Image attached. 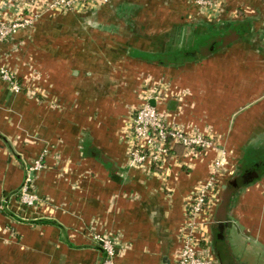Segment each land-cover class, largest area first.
I'll return each instance as SVG.
<instances>
[{
  "label": "crops",
  "instance_id": "0c3cea01",
  "mask_svg": "<svg viewBox=\"0 0 264 264\" xmlns=\"http://www.w3.org/2000/svg\"><path fill=\"white\" fill-rule=\"evenodd\" d=\"M145 1L43 13L0 43V68L17 73L27 89L14 92L0 78V264H101L106 254L93 238L97 233L117 239L114 264H173L188 196L208 180L212 162L225 152L224 186L244 160L258 156L264 140V0H224L206 17L189 0H170L174 24L183 26L190 17L186 26L198 30L190 48L174 54L132 44L138 36L119 24L122 17L107 16L153 0ZM237 24L247 29L242 37L217 50H210L209 40L203 43L212 31ZM156 84L168 95L154 104L167 121L213 136L219 149L191 157L178 148L162 172L130 164L131 117ZM42 154L35 185L45 202L25 207L19 191L26 167ZM230 191L215 210L234 196L227 219L215 218L229 222L225 240L233 263L246 264L230 248L240 242L264 251V178ZM3 206L24 221L4 214ZM38 218L53 224L28 222Z\"/></svg>",
  "mask_w": 264,
  "mask_h": 264
},
{
  "label": "built area",
  "instance_id": "2783aa9c",
  "mask_svg": "<svg viewBox=\"0 0 264 264\" xmlns=\"http://www.w3.org/2000/svg\"><path fill=\"white\" fill-rule=\"evenodd\" d=\"M114 0H0V43L8 41L22 29L32 27L43 13L87 12L109 4ZM224 0H192L202 13H212L222 8ZM0 78L9 84L14 92H23V84L15 74L0 68ZM150 86V85H149ZM153 88L150 99L162 102L168 98L159 85ZM144 101L135 108L128 129L127 143L130 164L152 165L155 172H162L174 153L176 145L183 146L185 154L199 157L206 150L219 149L213 136L199 131H186L170 123L157 105ZM225 152L212 162L207 181L195 186L188 196L186 221L181 228L179 248L174 254L173 264H220L214 251L212 226L215 210L221 201L223 185L219 178L224 166ZM44 154L26 167L25 180L19 191V200L28 207L39 208L45 201L37 193L35 174L44 167ZM93 238L106 252L101 264H114L117 254V239L110 234H93Z\"/></svg>",
  "mask_w": 264,
  "mask_h": 264
},
{
  "label": "rangeland",
  "instance_id": "374dc122",
  "mask_svg": "<svg viewBox=\"0 0 264 264\" xmlns=\"http://www.w3.org/2000/svg\"><path fill=\"white\" fill-rule=\"evenodd\" d=\"M136 1L137 0H130L132 4H135ZM138 1L144 2L145 0H138ZM189 1L193 3L192 0ZM149 3H150L149 7L147 6L145 7L144 4H141L142 6L140 8H139L140 5H138L137 7L138 9L133 8V11L128 7V9L126 8L124 10L123 14L117 13L118 11L115 12L114 10H111L107 14V16L108 15L115 16L116 21L118 18L122 17V19L119 21V24H121V22L126 23V25H128V27L133 30L132 31L133 35L138 36L137 38L136 37L134 38L135 39L134 41L130 40V42L132 44L134 43V45H136L135 43L137 42L138 46L143 47L144 45H147L157 51H169L170 54H174L176 52H180V50H187L188 48H190L189 45L192 43V39L190 38L193 37L195 34H198V30L196 31L194 27L188 28V26H186L188 24H192L191 23L193 22L192 19L189 17V19L186 21L187 23H185L183 26H179L178 24H174L175 22L174 20H176L174 16L176 10L173 9L174 3L170 2V0H153L150 1ZM204 17H206L205 14ZM124 26L125 25H123L122 27L124 28ZM113 28H114L113 25L109 26V29L112 31ZM140 37H142L143 39L140 40ZM173 57L175 58L177 57V55L176 54L171 55V58ZM28 68L29 69H27V71L29 70L28 72L30 73L27 75V78L28 77L29 78L26 80L31 82L32 84L34 80V74H33V70H31L32 68L30 64ZM14 74L17 77V73ZM41 75L43 76V74ZM17 79L21 80L18 77ZM20 82L23 84V87L25 89L24 82L23 81ZM154 86H157V84ZM26 91L27 89H25L23 92ZM257 151L259 152L257 154L264 152V140L261 143V147H259ZM228 243L229 242L227 241V244ZM232 247L233 248L230 249L233 250L235 252L233 253L236 254V256H239L241 260L244 261V263L246 262V264H264L263 250H259V249L247 250L245 247H243V245L242 246L240 245V242L236 244L234 243V246L232 245ZM242 251L244 254L242 253Z\"/></svg>",
  "mask_w": 264,
  "mask_h": 264
},
{
  "label": "water",
  "instance_id": "95a60500",
  "mask_svg": "<svg viewBox=\"0 0 264 264\" xmlns=\"http://www.w3.org/2000/svg\"><path fill=\"white\" fill-rule=\"evenodd\" d=\"M151 103L155 104V100H152ZM263 176L264 163L255 164L251 169L244 172L241 170L237 171L232 178L224 184L221 198L230 190H235L237 187H243L258 182ZM24 206L28 207L27 205ZM227 226H229L228 221H221L214 218L212 226L214 251L220 264H235L230 256L228 245L225 240V230ZM101 249L103 250V248Z\"/></svg>",
  "mask_w": 264,
  "mask_h": 264
},
{
  "label": "trees",
  "instance_id": "16d2710c",
  "mask_svg": "<svg viewBox=\"0 0 264 264\" xmlns=\"http://www.w3.org/2000/svg\"><path fill=\"white\" fill-rule=\"evenodd\" d=\"M245 33H247L246 27L243 24H237V25L231 26L226 32H223V33H220L218 31H212L208 35H205L203 37L202 41L204 43L207 40H209L210 50H217V49L227 45L229 42H231L233 37L234 38L235 37H242ZM178 148H183V146L176 145L174 148L175 154H178V152H177ZM253 158H256L257 161L263 162L264 161V152L263 153L261 152L260 154H258V156H253V157H250L249 159L244 160L243 163L241 164V169L249 168V166L254 163ZM155 169L156 168H154V170ZM230 192L234 193L235 191L232 190ZM234 202H235L234 196H230L228 201H227V204L225 203L224 207H221V205H220V207L217 208V211L215 213V217H218L220 219H227V213L229 212V209L232 207ZM2 210H3V213L6 215H10L12 217L14 216L15 219H17L18 221H24L23 219H21L19 217L16 218V216L10 210H8V207L3 206ZM28 222L40 223V224H53V220L48 219V218H38V219L30 220Z\"/></svg>",
  "mask_w": 264,
  "mask_h": 264
},
{
  "label": "flooded vegetation",
  "instance_id": "af4514ba",
  "mask_svg": "<svg viewBox=\"0 0 264 264\" xmlns=\"http://www.w3.org/2000/svg\"><path fill=\"white\" fill-rule=\"evenodd\" d=\"M257 155H258V154H257ZM258 163H264V161H263V162H261V161H255L252 165L249 166V168L241 169V171H242V172L247 171V170L251 169L255 164H258ZM263 178H264V176H263L261 179H263ZM261 179H260V180H261ZM239 188L243 189L244 186H243V187H239Z\"/></svg>",
  "mask_w": 264,
  "mask_h": 264
}]
</instances>
